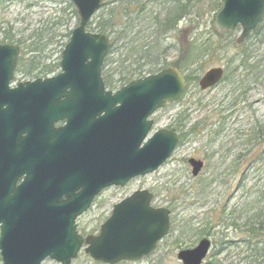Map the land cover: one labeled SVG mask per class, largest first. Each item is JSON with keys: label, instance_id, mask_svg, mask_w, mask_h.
<instances>
[{"label": "water", "instance_id": "obj_1", "mask_svg": "<svg viewBox=\"0 0 264 264\" xmlns=\"http://www.w3.org/2000/svg\"><path fill=\"white\" fill-rule=\"evenodd\" d=\"M104 0H72L79 23L71 30L60 72L12 85L20 47L0 44V257L2 264H71L84 252L102 264L136 262L169 233L170 210L151 205L152 193L138 189L112 206L97 234L77 232L76 220L100 190L124 186L152 173L170 158L175 128L151 132L153 113L181 98L186 80L169 65L105 89L101 67L111 42L86 30ZM214 26L241 43L264 15V0H221ZM212 66L198 79L202 90L221 81ZM66 118V124L53 128ZM45 153L24 154L26 151ZM48 151V152H46ZM22 154V155H18ZM24 154V155H23ZM191 175L203 161L190 157ZM211 240L180 249L182 264H202Z\"/></svg>", "mask_w": 264, "mask_h": 264}, {"label": "rangeland", "instance_id": "obj_2", "mask_svg": "<svg viewBox=\"0 0 264 264\" xmlns=\"http://www.w3.org/2000/svg\"><path fill=\"white\" fill-rule=\"evenodd\" d=\"M216 1L202 0L201 17L189 25L180 21L178 31L162 39L167 63L177 60L189 49L194 34L202 39H218L214 26L217 11L212 10ZM148 7L161 9L158 3H149ZM73 9L76 11L71 0H0V40L7 31L16 39H24L32 31L47 30L54 38L50 42L45 36L40 39V66L51 59L58 60L69 39L68 33L79 23L78 12ZM92 19L86 26L90 32L94 26ZM193 24L199 26L196 33ZM256 30L242 44H237L235 39L240 28H235L223 37L217 54L204 56L201 62L189 67L191 71L202 63L201 72L194 73L199 79L212 66H221L225 69L221 82L201 90L198 80L191 79L179 100L151 116L153 132L175 127L177 115L185 109L184 130L196 122L194 134L179 138L170 158L152 173L135 177L121 187L103 189L76 220L78 232L95 233L110 216L113 204L138 189L152 193L153 207L170 210V232L151 254L136 262L115 264H181L177 259L178 250L195 246L203 237L211 240V246L202 264H212L216 259L220 264H255L251 250L241 242L246 239L242 203L256 196L264 176V29ZM243 50L251 57L248 64L259 61L258 68L239 66L238 55ZM230 59L233 60L228 62ZM13 78L14 83L32 79L18 71ZM190 157L204 160L205 166L196 177L191 175L187 162ZM200 230L202 233L192 236ZM77 256L71 264H101L92 261L83 249ZM42 264L59 263L46 259Z\"/></svg>", "mask_w": 264, "mask_h": 264}, {"label": "trees", "instance_id": "obj_3", "mask_svg": "<svg viewBox=\"0 0 264 264\" xmlns=\"http://www.w3.org/2000/svg\"><path fill=\"white\" fill-rule=\"evenodd\" d=\"M201 2L202 0H105L92 19L93 31L105 34L111 42L110 50L105 56L101 68L105 87L111 90L118 86L121 87L130 80L157 73L169 65L176 66L178 70L184 73L187 85L191 79H197L194 73L201 72L203 65L201 63V65L191 68L190 71L191 64L197 61L201 62L204 56L217 54L216 52L222 48L220 44L223 37L229 35L230 32L219 33L216 31L218 33L216 41L202 39L199 35L194 34L189 42V49L180 54L177 60L169 63L165 60L166 49L161 48V43L164 37L173 36L178 31L180 21H185L189 25L201 17ZM149 3H158L161 9L149 8ZM221 6V2L217 0L212 10L218 12ZM73 11L75 10L73 9ZM259 23L255 32L264 29V16ZM193 27L196 33L199 26L193 24ZM69 34L71 32L67 36H70ZM3 35L0 43L9 42L20 46L16 71L23 76L30 79L47 77L59 69L61 56L58 60L51 59L47 63L43 62L40 66L42 62L39 59V52L42 49L39 47L40 39L45 36L49 38V42L53 41L54 35L52 33L47 30H44V33L40 30L39 32L32 31L29 37L24 39L21 37L16 39V36L10 31L4 32ZM170 47L173 48V46H168V48ZM238 57L239 66L251 70L258 68L259 61H256L255 65L248 64L251 58L249 52L243 50ZM232 60L230 59L228 62ZM185 120L186 112L183 109L173 123L181 139L189 134H194L198 127V123L193 122L189 128L184 130ZM261 184L255 192L256 196L250 201L245 200L242 203V216L244 217L242 224L246 239H243L241 244L247 245L248 249L251 250L250 256L253 257L255 264H264V176ZM233 212L234 209H231L230 213ZM238 218L240 217L238 216ZM232 224L234 225L233 222ZM198 233H202V230L195 231L192 236H196ZM212 264L220 263L216 259Z\"/></svg>", "mask_w": 264, "mask_h": 264}, {"label": "flooded vegetation", "instance_id": "obj_4", "mask_svg": "<svg viewBox=\"0 0 264 264\" xmlns=\"http://www.w3.org/2000/svg\"><path fill=\"white\" fill-rule=\"evenodd\" d=\"M58 73V72H57ZM66 124V118L65 119H63V120H58V121H56V122H54V124H53V128H59V127H62V126H64ZM46 152H48V151H46ZM34 153H45V152H40V151H37V150H35V151H26V153H24V154H34ZM23 154V155H24ZM18 155H22V154H18ZM3 156V155H2ZM2 156H0V157H2ZM198 158V157H197ZM202 161H203V163H204V160L202 159ZM100 194H102V191L100 190V193H98V195H96L95 197H94V199H93V201L97 198V197H99L100 196ZM92 201V202H93ZM99 230V229H98ZM98 232V231H97ZM97 232H95V233H97ZM80 233V232H79ZM95 233H93V234H95ZM81 235H83V236H86L87 234H83V233H80Z\"/></svg>", "mask_w": 264, "mask_h": 264}]
</instances>
